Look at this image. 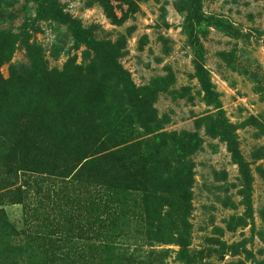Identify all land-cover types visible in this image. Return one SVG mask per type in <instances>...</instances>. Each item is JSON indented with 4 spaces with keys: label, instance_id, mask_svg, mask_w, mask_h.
I'll return each mask as SVG.
<instances>
[{
    "label": "rangeland",
    "instance_id": "rangeland-1",
    "mask_svg": "<svg viewBox=\"0 0 264 264\" xmlns=\"http://www.w3.org/2000/svg\"><path fill=\"white\" fill-rule=\"evenodd\" d=\"M0 264H264V0H0Z\"/></svg>",
    "mask_w": 264,
    "mask_h": 264
},
{
    "label": "trees",
    "instance_id": "trees-1",
    "mask_svg": "<svg viewBox=\"0 0 264 264\" xmlns=\"http://www.w3.org/2000/svg\"><path fill=\"white\" fill-rule=\"evenodd\" d=\"M59 20L64 22V23H67L68 28L71 30L75 39L82 40V41L87 42V43H93V44L95 43L92 40V38L90 37V35L88 34V32L85 29H83L84 27H82L77 20L72 19L69 16L67 18V17H64L62 15H59ZM183 201L187 202L188 199L184 197ZM185 240H186V238H185ZM185 240L180 236V243H181L180 244V247H181L180 250L181 251H184V248L186 246Z\"/></svg>",
    "mask_w": 264,
    "mask_h": 264
}]
</instances>
